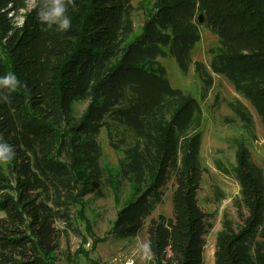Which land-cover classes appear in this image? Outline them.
I'll list each match as a JSON object with an SVG mask.
<instances>
[{
    "label": "trees",
    "instance_id": "1",
    "mask_svg": "<svg viewBox=\"0 0 264 264\" xmlns=\"http://www.w3.org/2000/svg\"><path fill=\"white\" fill-rule=\"evenodd\" d=\"M28 1L0 0V77L19 79L14 91L0 89V144L15 153L0 162V264H56L64 234L104 182L117 203L130 187L109 233L124 241L144 230L172 183L173 217L148 227L149 264H205L213 226L199 205L203 110L171 87L159 59L173 58L184 76L194 67L201 100L214 86L212 75L223 76L264 125V0H153L138 37L133 0H75L63 32L37 18L41 0L30 10ZM199 15L218 38L210 70L192 60ZM77 102L88 104L79 118ZM226 105L234 114L227 122L253 132L248 107L238 99ZM103 129L112 150L122 152L115 174L102 165ZM233 144L236 165L218 162V169L239 185L242 225L224 215L214 262L264 264V167L252 161L244 139ZM94 241V249L104 242Z\"/></svg>",
    "mask_w": 264,
    "mask_h": 264
},
{
    "label": "rangeland",
    "instance_id": "2",
    "mask_svg": "<svg viewBox=\"0 0 264 264\" xmlns=\"http://www.w3.org/2000/svg\"><path fill=\"white\" fill-rule=\"evenodd\" d=\"M37 0L28 1V10L33 8ZM133 7L136 12L133 15L135 23L134 37L142 33L147 10H152L153 0H133ZM23 15L26 13L22 12ZM18 24L22 17L17 19ZM201 41L196 45L193 53V62H203L210 70V50L218 45V38L215 34L200 23ZM159 62L166 68L167 78L172 88L179 89L185 94H191L198 100L203 110L204 124L201 129L203 134L202 150L200 159L205 167L203 182L199 192V205L210 219L213 226L206 236V250L204 254L205 264H215V242L218 232L222 229L224 215L235 223L236 227L242 225L238 215L235 201L240 196L239 185L232 176L223 174L218 169V162L224 164L228 169L236 165V147L233 141L244 139L249 148L252 161L258 166L264 167V125L261 118L256 114L255 109L248 101L244 100L226 78L220 75L214 77V86L208 93L206 99L201 100L202 84L194 74V67L187 76H184L173 58L159 59ZM238 99L245 104L254 118L253 132L243 128L240 121L228 123L227 119H233L234 114L226 105L227 102ZM87 103L77 102L74 104V115L76 118L87 109ZM98 142L103 151L102 165H105L111 174L119 169V159L122 152H115L110 147L107 131L102 130ZM173 184H169L162 205L153 215L148 218L144 230L134 240H119L109 233L115 223L116 216L122 207L131 199L130 187L125 185L119 192L120 200L114 196L113 190L106 183L93 187L92 193L88 196L82 206L83 218L75 221L72 231L64 234L56 264H149L150 253L145 247L148 246V227L152 219L164 216L167 219L173 217L172 196ZM3 216V215H0ZM58 228L63 230L64 224L58 223ZM84 237L87 239L84 240ZM95 239L104 240L94 249Z\"/></svg>",
    "mask_w": 264,
    "mask_h": 264
},
{
    "label": "clouds",
    "instance_id": "3",
    "mask_svg": "<svg viewBox=\"0 0 264 264\" xmlns=\"http://www.w3.org/2000/svg\"><path fill=\"white\" fill-rule=\"evenodd\" d=\"M73 9L75 0H41V6L37 13V18L49 28L56 26L57 31H67L71 28V18L68 15L69 7ZM19 85L18 77L9 73L0 77V89H8L9 92L14 91ZM4 101L8 100V96H4ZM15 153L11 146L0 144V162H9L14 159ZM147 248L148 246L145 245Z\"/></svg>",
    "mask_w": 264,
    "mask_h": 264
},
{
    "label": "water",
    "instance_id": "4",
    "mask_svg": "<svg viewBox=\"0 0 264 264\" xmlns=\"http://www.w3.org/2000/svg\"><path fill=\"white\" fill-rule=\"evenodd\" d=\"M198 20H199V23H204V20H203V16L202 15H199Z\"/></svg>",
    "mask_w": 264,
    "mask_h": 264
}]
</instances>
